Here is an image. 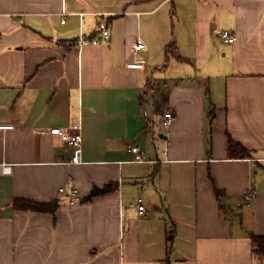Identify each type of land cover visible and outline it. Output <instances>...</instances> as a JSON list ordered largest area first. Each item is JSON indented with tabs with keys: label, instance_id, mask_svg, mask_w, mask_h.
Returning <instances> with one entry per match:
<instances>
[{
	"label": "crops",
	"instance_id": "1",
	"mask_svg": "<svg viewBox=\"0 0 264 264\" xmlns=\"http://www.w3.org/2000/svg\"><path fill=\"white\" fill-rule=\"evenodd\" d=\"M0 124V264H264V0H0Z\"/></svg>",
	"mask_w": 264,
	"mask_h": 264
},
{
	"label": "built area",
	"instance_id": "2",
	"mask_svg": "<svg viewBox=\"0 0 264 264\" xmlns=\"http://www.w3.org/2000/svg\"><path fill=\"white\" fill-rule=\"evenodd\" d=\"M61 22H64L62 19ZM97 34L92 37L89 41L93 44L100 43L101 39H107L110 35V28L108 24V20L105 16H103L97 23ZM220 36L227 42H234L236 40V35L232 33L228 29H221L220 30ZM85 41L83 37H80L79 42L81 43ZM144 48V43L141 40L136 41L133 44V51L135 53L141 51ZM144 66L143 62L136 59L132 60L127 63V67L129 68H142ZM162 125L167 127L172 119L174 118L173 111L169 107H164L162 110ZM13 125L9 124H0V129H10L12 128ZM49 132L51 134L57 135L61 141H63L69 149H71V157L69 161L72 162H78L80 159V152H81V141H82V132H81V127L79 124H73L68 127H52L49 129ZM130 150L134 152L135 154V159L136 160H141L142 159V154L140 148L135 145V144H130L129 145ZM11 171V167L8 164H3L2 165V172L3 173H9ZM60 191L64 190V187L59 188ZM75 193V191H72V195ZM138 203V212L140 214H143L145 211L144 205L142 203V199L139 197L137 199Z\"/></svg>",
	"mask_w": 264,
	"mask_h": 264
},
{
	"label": "trees",
	"instance_id": "3",
	"mask_svg": "<svg viewBox=\"0 0 264 264\" xmlns=\"http://www.w3.org/2000/svg\"><path fill=\"white\" fill-rule=\"evenodd\" d=\"M166 54H167V57L173 56V55L179 57L178 53L175 50L173 43H170L166 47ZM227 146H228V154L231 155L232 157H242L248 154V150L246 147L230 139L229 137L227 138ZM114 186L115 185L113 184H107L102 188L95 187L92 189V191L88 195V198H91L92 196L96 194L106 192L107 190L112 189ZM14 205L17 208L31 209V210H38V211L50 210L52 212H55L56 207L58 205V200L51 201V202H37V201L28 200V199H15ZM253 242L257 246L256 250L259 251L264 257V236H254Z\"/></svg>",
	"mask_w": 264,
	"mask_h": 264
},
{
	"label": "rangeland",
	"instance_id": "4",
	"mask_svg": "<svg viewBox=\"0 0 264 264\" xmlns=\"http://www.w3.org/2000/svg\"><path fill=\"white\" fill-rule=\"evenodd\" d=\"M162 104V103H161Z\"/></svg>",
	"mask_w": 264,
	"mask_h": 264
}]
</instances>
